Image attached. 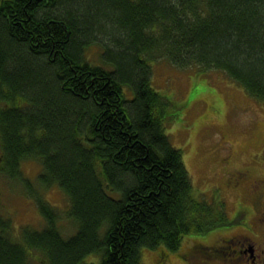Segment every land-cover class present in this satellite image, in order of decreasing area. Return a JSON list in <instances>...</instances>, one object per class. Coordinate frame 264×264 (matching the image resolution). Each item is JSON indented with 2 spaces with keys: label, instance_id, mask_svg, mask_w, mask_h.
Returning a JSON list of instances; mask_svg holds the SVG:
<instances>
[{
  "label": "trees",
  "instance_id": "trees-1",
  "mask_svg": "<svg viewBox=\"0 0 264 264\" xmlns=\"http://www.w3.org/2000/svg\"><path fill=\"white\" fill-rule=\"evenodd\" d=\"M159 60L221 71L264 103V0H0V172L38 161L76 226L63 236V213L36 196L42 230L15 240L0 216V264H142L143 248L230 224L166 135Z\"/></svg>",
  "mask_w": 264,
  "mask_h": 264
},
{
  "label": "rangeland",
  "instance_id": "rangeland-1",
  "mask_svg": "<svg viewBox=\"0 0 264 264\" xmlns=\"http://www.w3.org/2000/svg\"><path fill=\"white\" fill-rule=\"evenodd\" d=\"M98 52L99 48L88 51L90 61L98 59ZM151 84L171 100L174 117L166 122L165 132L171 144L182 151L194 194L212 204L223 203L227 216L232 218L235 202L244 190L225 187V172L233 168L250 169L257 176L264 173V103L252 98L221 71L178 69L165 60L152 63ZM226 146L232 155L225 165L222 158L228 154ZM20 170L21 177L13 180L0 172V216L9 221L11 237L18 239L24 228L37 231L44 227L36 196L63 213L57 225L63 236L72 235L76 226L65 216L69 203L63 191L57 186L45 188L38 182V161H25ZM225 227L203 235H187L174 251L143 248L141 263L185 264L183 257L191 244L203 240L214 243L227 234L222 231ZM91 260L97 258L88 261Z\"/></svg>",
  "mask_w": 264,
  "mask_h": 264
},
{
  "label": "flooded vegetation",
  "instance_id": "flooded-vegetation-1",
  "mask_svg": "<svg viewBox=\"0 0 264 264\" xmlns=\"http://www.w3.org/2000/svg\"><path fill=\"white\" fill-rule=\"evenodd\" d=\"M226 148L225 165L232 155ZM252 171L231 168L225 172V187L244 190L235 202V215L222 230L227 234L214 243L191 244L183 257L185 264H264V173L257 176Z\"/></svg>",
  "mask_w": 264,
  "mask_h": 264
}]
</instances>
